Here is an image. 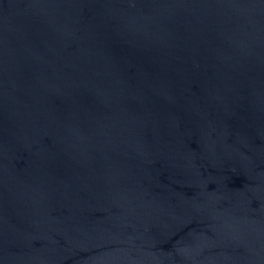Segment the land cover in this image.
Returning a JSON list of instances; mask_svg holds the SVG:
<instances>
[{"label": "water", "instance_id": "water-1", "mask_svg": "<svg viewBox=\"0 0 264 264\" xmlns=\"http://www.w3.org/2000/svg\"><path fill=\"white\" fill-rule=\"evenodd\" d=\"M0 264H264V0H0Z\"/></svg>", "mask_w": 264, "mask_h": 264}]
</instances>
